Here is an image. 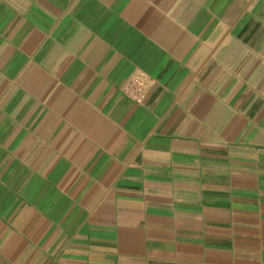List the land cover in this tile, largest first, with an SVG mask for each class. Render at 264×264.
<instances>
[{
    "label": "crops",
    "instance_id": "1",
    "mask_svg": "<svg viewBox=\"0 0 264 264\" xmlns=\"http://www.w3.org/2000/svg\"><path fill=\"white\" fill-rule=\"evenodd\" d=\"M0 264H264V0H0Z\"/></svg>",
    "mask_w": 264,
    "mask_h": 264
},
{
    "label": "built area",
    "instance_id": "2",
    "mask_svg": "<svg viewBox=\"0 0 264 264\" xmlns=\"http://www.w3.org/2000/svg\"><path fill=\"white\" fill-rule=\"evenodd\" d=\"M148 89V77L144 72L135 76L123 89L135 103L142 104Z\"/></svg>",
    "mask_w": 264,
    "mask_h": 264
}]
</instances>
